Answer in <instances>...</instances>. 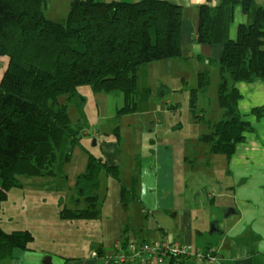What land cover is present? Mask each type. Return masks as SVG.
Masks as SVG:
<instances>
[{"label": "trees", "instance_id": "obj_1", "mask_svg": "<svg viewBox=\"0 0 264 264\" xmlns=\"http://www.w3.org/2000/svg\"><path fill=\"white\" fill-rule=\"evenodd\" d=\"M236 5L247 22L238 25L232 39L229 25ZM44 6V0H0V56L8 59L0 79V214L1 202L11 188L22 186L21 178L62 177L79 145L87 159L73 186L75 204L73 208L60 205L58 216L94 220L99 217V172L120 181V170L82 144L80 126L71 123L68 103L82 105L78 90L88 86L93 93L121 92L124 105L118 114L136 111L151 92L149 87L138 88L140 67L183 58L182 8L163 0H72L67 17L54 21L45 16ZM195 40L222 47L216 60V87L223 115L208 120L210 131L198 140L209 153L228 159L245 134L253 131L239 112L236 83H264V0L201 4ZM210 81L207 70L198 72L196 87L190 89L191 106ZM163 93L164 89L158 91V96ZM251 112L261 118L264 106ZM131 194L122 184L121 196ZM33 238L27 229L6 232L0 223V259L12 257L16 249H29Z\"/></svg>", "mask_w": 264, "mask_h": 264}, {"label": "crops", "instance_id": "obj_2", "mask_svg": "<svg viewBox=\"0 0 264 264\" xmlns=\"http://www.w3.org/2000/svg\"><path fill=\"white\" fill-rule=\"evenodd\" d=\"M44 1V14L48 19L60 21L67 17L72 0ZM99 1L135 2L138 0ZM163 1L182 8L183 58L180 60L181 63L186 62V59L189 58H195L207 64H210L211 61L216 62L222 52L221 45L197 43L195 38L198 27V7L207 1L214 3L217 0ZM246 22L247 16L243 13L241 6H234L229 25V37L235 38L238 25ZM163 60L168 61V59ZM7 64V57L0 56V79ZM200 70L207 69L194 70L196 83ZM164 72L170 74L171 69H164ZM171 75L172 79L179 80L181 84L186 82V77L182 72L171 73ZM236 87L241 94L238 102L239 112L240 108H243L246 113L251 115L248 119L245 112L243 114L240 112L243 118L251 124L253 131L245 134V140L237 144L228 159L223 154L206 153L205 155L204 153L203 158L209 156L212 159L213 157V161L209 163V166H200L205 171H209L211 175L217 170L222 171L228 180L224 183L216 182L219 189H211L212 193H207L206 186L199 184L195 186L196 192L192 198L187 196L186 188L184 189L186 186L182 181L183 173L186 172L188 165L186 146L189 144L185 142L187 140L185 137L178 134L180 131L174 132L181 127L179 123L171 124L169 123L170 119H167V124L164 125V121L157 116H151L147 123H144L146 121L143 119L141 121L137 119L134 124L129 126L130 136L124 138V141L128 140V149L123 153L121 149L122 133H119V126L113 122L119 109H114L112 115H106L104 111L105 99L98 104L93 102L96 115L94 124L102 121L105 126L109 127L110 132L100 136V130L93 127L95 125H81L80 130L83 129V126L86 128L92 126L90 129L95 131L93 139L96 142L95 146H98L99 155L103 157L108 166L119 168L120 181L113 179L103 170L99 172V188L97 190L100 198L99 217L94 220H61L58 216V208L60 205L73 208L75 191L73 187L68 190V193L64 187L55 191L58 194L53 200L55 202V207H53L56 211L34 215L39 219L26 225L27 230L34 236L33 244L28 246L29 249L14 250L12 257L1 259L0 264H117L114 258L113 246L115 243L118 242L120 245L126 246L133 241L154 242L161 239L174 240L191 249L202 251L213 247L216 261L205 263L195 258L165 257L161 262L151 259L142 263L137 259L126 264H264V116L256 118L251 112L254 107L264 105V83L259 80L238 82ZM157 89L161 92L164 89L162 95L164 96L167 92L174 91V85L166 79L158 83ZM79 91L87 97L99 94L93 93L88 86L79 88ZM81 98L83 106L84 103H87V99L82 96ZM176 104L178 103L173 104L168 98L164 102L162 101V108L158 104V108L153 112H155L154 114L157 112L166 114L178 112L179 106ZM150 111L151 107H148L147 103L146 105L140 104L136 111L126 114L129 116L134 112H141L146 115ZM218 115L222 117L223 112H219ZM198 117L200 116L198 115ZM216 120L219 119L214 121ZM117 130L118 135L116 134ZM79 147L78 149L83 151V148ZM74 151L75 148L73 153ZM84 155L83 168L80 173L85 168L87 156L86 153ZM200 157L202 158V156ZM125 159L129 162L128 164L124 162ZM126 170L130 172V177L127 182H124L121 176ZM62 177L68 178L64 176V173ZM43 179L26 178L23 180L22 188L24 186L41 188L44 184L55 183L54 178H48L46 181ZM122 184L133 195L121 196ZM200 189L205 192L206 198L210 200V205L216 208L208 217L199 221L196 213L198 212L197 208L199 207L200 212H207L204 204L196 205ZM214 190L218 192L216 197L220 200V205L214 203ZM63 200H67L66 203ZM126 200L129 202L127 203ZM80 204L82 206L81 202ZM208 209L211 210L212 207L208 206ZM218 210H220L221 216L216 213ZM37 221L40 222V228L37 227ZM51 225H61V230H66L69 240H74L75 234H80L84 240L80 244H65L61 242L63 237L61 240L59 239L58 246L48 247L43 242L50 244L54 240L53 236L45 233L47 230L45 227ZM205 227H210L207 233L208 239L197 240L195 236L199 234V231H201L200 236H203L202 230ZM174 233L176 237H173ZM94 252L95 254H93Z\"/></svg>", "mask_w": 264, "mask_h": 264}, {"label": "rangeland", "instance_id": "obj_3", "mask_svg": "<svg viewBox=\"0 0 264 264\" xmlns=\"http://www.w3.org/2000/svg\"><path fill=\"white\" fill-rule=\"evenodd\" d=\"M180 60L181 58L168 59V61H155L150 62L148 64H144L145 66L142 65L138 72V88L143 89L145 87H149L151 89V92H149L148 97L146 99H143L141 101V104L146 105L148 103V107H151V111L149 113H146V115L142 114L141 112H134L129 116H127V114L123 115L117 113V117L113 119V122L116 126H119V133H122L123 142L121 144V149L123 153L124 150L128 149V140L124 141V138L130 136L129 133L131 132V129L129 126L134 124L137 119H139L140 121L141 119H143L144 121H146L144 123H147L150 120L149 118L151 116H157L164 121V125L167 124V119H170L169 123L171 124L179 123L181 127L177 130H174V132L180 131L178 134L182 137H185L187 139L185 142L189 144L188 146H186L188 165L186 172L183 173L182 181L183 184H185L186 186L184 187V189L186 188L187 196H191L189 198H192V196H195V186L203 184L206 186V192L212 193L211 189H219V186L216 185V182L220 181L224 183V181L228 180V178L223 174L222 171L217 170L213 173V175H211L209 171H205V169L200 166H209V163H212L213 161V157L212 159H210L209 156L203 158L204 153L205 155L206 153H215H209L208 147L203 142L198 141L199 136L206 134L209 131L208 120L214 121L215 119H221V116H219L218 114L219 112L223 111L220 107H218L217 103L216 86L219 81V72L216 62L211 61L210 64H207L198 59L189 58L186 59V62L181 63ZM199 68L207 69L209 71L211 81L210 85L204 92H198L196 94L195 104L194 106H191L190 89L196 87V76L194 74V70H197ZM164 69H171L170 74H165ZM175 72H182L183 75L186 77V82L181 84L179 80L172 79L171 73ZM166 79L170 81L171 84L173 83L174 91L167 92L164 96H158V83L165 81ZM81 94L83 93L79 91V95L82 96L84 99H87L86 104L84 103V105L82 106L81 104L73 102L68 103V114L71 123L73 125L79 126L95 125L93 127H97L100 130V136L104 133H109V127L105 126L104 122L100 121L94 124L96 115L95 108L93 107V102L98 104L101 100L105 99L104 111L106 112V115H112L114 109L118 110L124 105L123 94L121 92L111 94L99 93L95 94L94 97L91 95L87 97L85 96V94ZM168 98L171 99L173 104L178 103L176 104L177 106H179L178 112H169L168 114L164 112H157L156 114H154L155 112L153 111L158 108V104H160L162 108V101L164 102ZM60 100L61 102H65L64 96L60 97ZM240 112L243 114V112L246 113V110L240 108ZM196 115H199L200 117L194 118ZM246 115L248 119L251 117V115L248 113H246ZM90 127L92 126H89L88 128H86V126H83V129L80 130L81 141L82 144L86 148H88L92 153H94L95 155H99L98 146H95L96 142L94 143L93 141V134L95 131L93 129H90ZM200 127L202 128L199 129ZM78 148H80L79 145L75 147V151L72 155L71 161L64 167V176H67V179H65V177L59 176L54 178L55 183L44 184L41 188H27L25 186L22 188L23 180H25L26 178H21L22 186L13 187L8 191L7 198L1 202L0 223L4 231L11 232L14 230H25L27 229V224H30L31 222H34L39 219L36 218L34 215H42V213H53L56 211V209L54 208L55 202H53V200H55V197L58 194H56L55 191L60 190L64 187V190L68 193V190H70V188L74 186L75 177H77L76 175L82 171L85 153L84 151L79 150ZM200 156H202V158ZM124 162H126L127 164L129 163L126 161V159L124 160ZM127 168H129L128 165ZM121 177L124 182H127L130 177V172L126 170ZM43 180L46 181L48 180V178H44ZM198 192V201L196 205L202 206V204H204V206H206L205 210L207 211L200 212L199 207L197 208V218L200 221L201 219L204 220L206 216L208 217L212 212H214L216 207L210 205V200L206 198L205 192H202V189H200ZM213 193L215 197L214 203L220 205V200L216 197V194L218 193L217 190H214ZM66 201L67 200H63L64 203H66ZM208 206H211L212 209L209 210ZM216 213L219 216L222 215L220 213V210H218ZM37 227L40 228L39 221H37ZM45 228L47 229L45 233H47L49 236H53L54 240L51 241L50 244H47V242H43L48 247L58 246L60 242L59 239L61 240L63 237L64 239L61 240V242L65 244H80L84 240L83 238H81L80 234H75L74 240H69L67 237L66 230H61V225H51ZM209 230L210 227H205L202 230L203 236H200L201 231H199V234L195 236L196 239L207 240V233ZM173 235V237H176L175 233ZM32 244L33 240L28 244V246H31Z\"/></svg>", "mask_w": 264, "mask_h": 264}, {"label": "built area", "instance_id": "obj_4", "mask_svg": "<svg viewBox=\"0 0 264 264\" xmlns=\"http://www.w3.org/2000/svg\"><path fill=\"white\" fill-rule=\"evenodd\" d=\"M113 247L115 250L114 258L117 264H126L137 259L142 263L151 259L161 262L167 256L176 258H195L205 263H213L216 261L214 255L215 249L213 247L203 253L199 249H191L187 245L167 239L154 242L133 241L129 242L126 246H122L117 242ZM93 254H95V252Z\"/></svg>", "mask_w": 264, "mask_h": 264}, {"label": "water", "instance_id": "obj_5", "mask_svg": "<svg viewBox=\"0 0 264 264\" xmlns=\"http://www.w3.org/2000/svg\"><path fill=\"white\" fill-rule=\"evenodd\" d=\"M94 141V143H95V140H93Z\"/></svg>", "mask_w": 264, "mask_h": 264}]
</instances>
